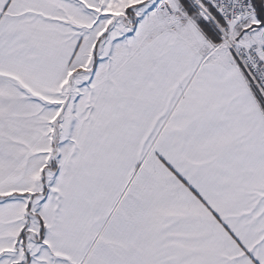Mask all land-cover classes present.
<instances>
[{"label": "snow or ice", "instance_id": "obj_1", "mask_svg": "<svg viewBox=\"0 0 264 264\" xmlns=\"http://www.w3.org/2000/svg\"><path fill=\"white\" fill-rule=\"evenodd\" d=\"M0 264H264V0H0Z\"/></svg>", "mask_w": 264, "mask_h": 264}]
</instances>
